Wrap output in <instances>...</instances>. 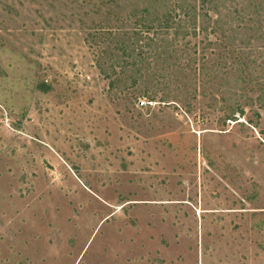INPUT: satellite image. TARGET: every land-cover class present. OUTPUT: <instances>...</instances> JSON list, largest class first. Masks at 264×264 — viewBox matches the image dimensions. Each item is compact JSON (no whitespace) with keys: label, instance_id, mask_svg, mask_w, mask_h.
Here are the masks:
<instances>
[{"label":"rangeland","instance_id":"374dc122","mask_svg":"<svg viewBox=\"0 0 264 264\" xmlns=\"http://www.w3.org/2000/svg\"><path fill=\"white\" fill-rule=\"evenodd\" d=\"M146 6L0 0V264H264V0L107 79Z\"/></svg>","mask_w":264,"mask_h":264},{"label":"trees","instance_id":"16d2710c","mask_svg":"<svg viewBox=\"0 0 264 264\" xmlns=\"http://www.w3.org/2000/svg\"><path fill=\"white\" fill-rule=\"evenodd\" d=\"M146 2L147 6L143 9L142 16L137 19L134 18L132 27L124 31V35L127 36L126 40L119 39L114 42L110 50L111 56L109 57L111 63L108 69H110V72H107L99 61L97 67L107 79L117 73L116 66L119 67V73L124 74L128 66L142 65L151 57L160 59L165 53L170 55L172 51L164 47L168 36L171 35L172 38H175L185 34L200 35L204 33V30L197 25V20H211L209 12L213 9V0H200L198 5L194 4L186 7H182L180 4L178 6H166L165 2L167 0H146ZM190 30L192 31L191 33H189ZM119 31L121 30H115V34ZM94 32L95 37L90 34L91 42L88 40L87 42L100 44L104 40L100 33H106L107 31L104 28H100ZM109 33H112V31ZM98 57L101 60L102 57ZM116 83V79L109 80L111 88ZM236 112L239 117L244 115V110L238 107L233 109L226 116V119L236 120L234 117Z\"/></svg>","mask_w":264,"mask_h":264},{"label":"built area","instance_id":"2783aa9c","mask_svg":"<svg viewBox=\"0 0 264 264\" xmlns=\"http://www.w3.org/2000/svg\"><path fill=\"white\" fill-rule=\"evenodd\" d=\"M140 104L141 105H145V104H147V102L146 101H141Z\"/></svg>","mask_w":264,"mask_h":264}]
</instances>
